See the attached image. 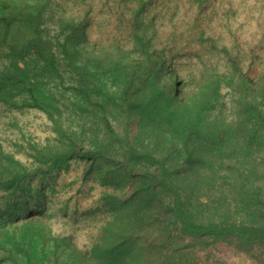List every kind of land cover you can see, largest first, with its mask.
I'll list each match as a JSON object with an SVG mask.
<instances>
[{"label":"trees","instance_id":"trees-1","mask_svg":"<svg viewBox=\"0 0 264 264\" xmlns=\"http://www.w3.org/2000/svg\"><path fill=\"white\" fill-rule=\"evenodd\" d=\"M206 1L190 0L200 12ZM147 2L118 0L120 33L93 41L91 8L83 19L60 18L59 32L52 36L45 26L53 0H0V104L46 111L56 123L68 109L80 124L79 131L70 133L58 126L67 148L52 153L50 167L33 174L49 175L78 157L91 160L92 174L107 184L115 175L125 195L128 183L133 185L127 199L114 196L112 204L123 208L115 214L123 222L106 228L109 239L95 245L90 264H128L123 250L130 255L136 251L131 243L140 234L135 231L144 230L139 223L152 217L156 219L151 227L163 240L161 255L174 251L169 243L174 239L172 225L193 237L264 235V224H213L210 202L190 201L178 190L181 179L201 188L210 184L228 161L225 157L232 156L230 160L240 165L242 178L248 179L255 167L264 172L251 151L264 146V74L258 80L240 70L224 76L230 102L222 100L220 81L197 91L186 89L182 80L167 74L174 50L158 30L164 13L156 7L148 10ZM168 3L172 5L167 14L175 19L180 3ZM65 74L70 76L68 83ZM242 150L248 155L241 161L233 154ZM1 160L0 185L16 193L30 173L11 160L5 178ZM173 256L174 260L164 256V264L183 262ZM11 259L14 264H36L29 255L25 262L15 254Z\"/></svg>","mask_w":264,"mask_h":264},{"label":"rangeland","instance_id":"rangeland-1","mask_svg":"<svg viewBox=\"0 0 264 264\" xmlns=\"http://www.w3.org/2000/svg\"><path fill=\"white\" fill-rule=\"evenodd\" d=\"M146 1L148 10L156 7V12L164 13L158 30L174 50L167 74L182 80L186 89L197 91L200 86L220 81L217 86L222 100L230 102V88L224 76L240 70L258 80L264 74V0H207L202 12L190 0H176L180 3V14L175 19L167 14L172 5L168 0ZM118 4V0H53L45 27L52 36L57 35L60 18L83 19L91 8L88 13L91 39H113L120 33L116 20L122 10ZM198 12L200 20L196 23ZM64 76L68 83L69 74ZM67 110L56 123L46 111L28 107L11 109L0 104L4 177L10 175L11 160L30 173L19 183L20 190L16 193L0 185V264H14L12 254L19 259L23 257L24 262L29 255L36 264H52L56 260L58 264H90L95 245L109 239L106 228L114 222H123L118 216L123 208L116 209L112 203L116 201L114 196L127 199L133 185L128 183L125 195L120 191L123 184L115 175L109 176L107 184L92 174L91 160L76 157L49 175L33 174L37 168L50 167L52 153L67 148L62 132L80 130V124ZM256 148L251 151L261 162L258 169H262L264 146ZM233 155L242 161L248 154L242 150ZM225 158L228 161L219 167L210 184L201 188L181 179L178 190L190 201L210 202V211L215 212L213 224L229 227L264 224V172L255 167L248 179L242 178L240 165L230 160L232 156ZM155 219L139 223L144 230L135 231L140 235L131 243L136 251L130 255L123 250L128 264H164V256L170 255L174 260L173 254L183 259L176 262L179 264H264V235L232 232L193 237L174 225L170 231L174 239L169 241L174 251L161 255L163 240L160 232L151 227ZM74 251L77 257L71 255Z\"/></svg>","mask_w":264,"mask_h":264}]
</instances>
